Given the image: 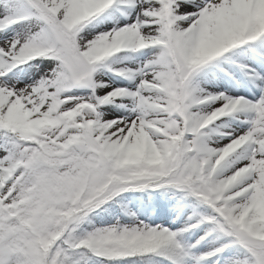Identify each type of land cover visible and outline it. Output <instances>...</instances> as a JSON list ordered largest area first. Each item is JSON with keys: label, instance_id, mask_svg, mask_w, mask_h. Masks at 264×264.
I'll return each instance as SVG.
<instances>
[{"label": "snow or ice", "instance_id": "snow-or-ice-1", "mask_svg": "<svg viewBox=\"0 0 264 264\" xmlns=\"http://www.w3.org/2000/svg\"><path fill=\"white\" fill-rule=\"evenodd\" d=\"M0 264H264V0H0Z\"/></svg>", "mask_w": 264, "mask_h": 264}]
</instances>
